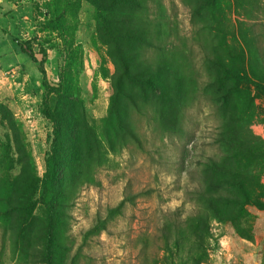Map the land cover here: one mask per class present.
<instances>
[{"label": "rangeland", "instance_id": "1", "mask_svg": "<svg viewBox=\"0 0 264 264\" xmlns=\"http://www.w3.org/2000/svg\"><path fill=\"white\" fill-rule=\"evenodd\" d=\"M238 44L264 75V0H0V174L19 178L11 202L51 155L43 53L51 109L56 93L75 95L97 140L67 191L51 264H264V96L249 72L222 80L216 65L224 48L237 61ZM220 164L244 192L220 184ZM175 210L189 223L179 234ZM45 216L37 202L23 245L0 219V264H47Z\"/></svg>", "mask_w": 264, "mask_h": 264}, {"label": "trees", "instance_id": "2", "mask_svg": "<svg viewBox=\"0 0 264 264\" xmlns=\"http://www.w3.org/2000/svg\"><path fill=\"white\" fill-rule=\"evenodd\" d=\"M100 11L103 9H99ZM103 13L102 18H104ZM115 25V24H114ZM118 39H120L119 31L115 34ZM110 43L112 44V50L117 53V58L120 62V67L123 70V73L128 78L129 81L132 78L128 77L129 72V60H127V55L122 54L119 45L117 44V38L109 35ZM123 38V37H121ZM130 44V43H128ZM236 52L238 55V60L233 59V52L224 48V54H226L227 59H222L216 63L218 70L223 74L222 80L226 76H235L243 77L246 72H249L250 76L253 79V84L259 89L264 96V75L257 73L255 69L252 68L251 62L248 59V55L244 52V45H236ZM23 54H26L29 58L35 61L32 50L30 47H21ZM45 53L42 54V59L39 63L40 73L42 74V109L45 116L52 120L54 124V129L52 133V141L50 143L51 155L46 159V171L41 180L35 176L29 177L27 180H20L27 187V192L24 191V200L13 204L12 195H15L18 191L19 178L7 179L3 173L0 174V219L3 222L9 221L11 223L10 230L13 232L12 235L17 236L19 241H22L21 245L27 243L30 234V224L32 221L33 210L35 204L39 202L44 208H46V226L47 234L44 244L43 255L47 259V264H51V257L60 253L62 247L55 241L54 230L55 227L59 225H64V212L62 207L66 203L68 197V189L78 181L79 178V168L84 165L86 162L90 161L89 156L97 152V140L94 133L86 125V122L82 119L81 106L80 102L75 98V95L69 94L66 90L61 93H56L60 101L56 102L54 110L51 109L49 103V96L53 94V89L47 85L44 76V63H45ZM246 57V58H245ZM238 62V64H237ZM149 79L152 78L150 74ZM147 80V79H146ZM151 80H149L150 82ZM156 81H158V86L155 84L154 91H165L164 84L159 82L158 76H156ZM221 83V81H220ZM154 84V83H152ZM116 93L120 94V89H116ZM79 108V109H78ZM116 108L114 114H116ZM117 117V116H116ZM119 120L120 118L117 117ZM85 134V137L89 140L87 142V147L83 148L79 143L78 137L80 134ZM253 140V139H252ZM258 143L256 140L254 141ZM253 148H243V153L246 152L248 155L252 152ZM5 152V150H1ZM82 153L85 156L82 158ZM56 165L54 170L51 169V164ZM52 171V172H51ZM215 173L218 177V180L221 183H230L232 185L237 184V186L245 191L244 187L240 185V181L236 180L235 177L228 171V169L221 165L216 166ZM236 180V181H235ZM38 195L36 191H38ZM51 194L50 197H47ZM18 199V197H16ZM61 207V208H60ZM207 210L212 214H216V208L210 201H208ZM171 216H175L173 224L174 234H179L180 229L187 227L189 225L187 220L180 219L178 211L170 213ZM216 216V215H215ZM195 218V219H194ZM196 221V226H206L205 219L199 214L193 217ZM192 219V220H193ZM63 220V221H62ZM198 230V229H197ZM163 234L167 235L166 228H163L161 231ZM164 235L165 240L167 236ZM178 244L176 245V247ZM201 261L198 258H194L193 264H200Z\"/></svg>", "mask_w": 264, "mask_h": 264}]
</instances>
